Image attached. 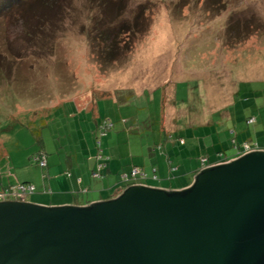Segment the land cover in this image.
<instances>
[{"label": "rangeland", "instance_id": "374dc122", "mask_svg": "<svg viewBox=\"0 0 264 264\" xmlns=\"http://www.w3.org/2000/svg\"><path fill=\"white\" fill-rule=\"evenodd\" d=\"M18 4L0 14V190L89 176L100 149L136 162L162 132L180 133L187 146L207 134L228 157L237 153L234 134L241 144L255 142L254 129L264 136V0H60L53 11ZM114 98L131 102L119 110ZM103 120L113 127L100 137ZM40 151L45 170L33 160Z\"/></svg>", "mask_w": 264, "mask_h": 264}, {"label": "water", "instance_id": "95a60500", "mask_svg": "<svg viewBox=\"0 0 264 264\" xmlns=\"http://www.w3.org/2000/svg\"><path fill=\"white\" fill-rule=\"evenodd\" d=\"M0 264H264V152L181 191L131 185L87 207L0 201Z\"/></svg>", "mask_w": 264, "mask_h": 264}, {"label": "crops", "instance_id": "0c3cea01", "mask_svg": "<svg viewBox=\"0 0 264 264\" xmlns=\"http://www.w3.org/2000/svg\"><path fill=\"white\" fill-rule=\"evenodd\" d=\"M113 101L115 105L118 106L119 110L126 108L131 102L130 100H127L120 103L115 98ZM96 103H93L94 106L97 105ZM85 112L86 114L93 116L94 110L91 108L90 110H85ZM88 112H91V114ZM247 119L248 118L245 120ZM102 122L103 121H101L96 128V132H99L100 134V126ZM232 132L233 131H231V133ZM215 135H217V139L222 143L223 137H220L217 131ZM170 136H172L171 138L173 140L169 138ZM207 136V134H204L199 137L197 141H193L191 145L187 146V140L184 139L180 133L177 134L176 132H173L172 134H169L162 132L160 142H158V144H154L151 148H146L141 154L142 158L136 162L134 161V156L132 154L130 156V161L126 160L125 162H123L121 157L118 158V160L115 159L114 162L112 156H107L108 158L106 159H108V166L103 171L102 179H93L91 174H89V176L87 174L78 175L76 178H73L72 176L68 178L60 176H54L49 179L42 178L34 180L33 183H28L34 186L35 191L34 194L26 195L27 197H25H29L28 203L41 206L87 207L92 204L108 201L117 197L119 193L129 185L126 184L121 177L129 174L130 170L134 167L141 168L142 172L147 175V179L148 177H154V173L157 179L153 180L154 183L149 185L146 183L142 184V180L135 181L132 183L133 185H143L165 191H181L187 189L193 184L195 176L202 168V164L200 162L201 158L207 157L209 160L212 159L213 156L215 157L216 153L226 151L222 148L220 151H217L214 144H210L209 141H207ZM233 136L234 137L231 138H235L238 143H241L239 142L238 133ZM100 137L103 136L100 135ZM259 137H261V142H264V136L262 137L261 135H258L257 129H254L253 133L249 137V141H257L258 143H261L258 140H254ZM177 138H182L183 144L178 143ZM116 143H118L117 138ZM158 146L161 147V150L156 149ZM211 146L213 147L211 148ZM98 151L102 155L103 151L101 149ZM111 151L116 152L115 150H112V148L110 149V153H112ZM93 169L94 168H92V170ZM153 169L155 172L152 171ZM115 172L117 173L116 177L112 178L111 175H114ZM118 175L119 178H117ZM16 184L13 181L5 184L1 187L0 193H3L6 188L9 189L11 186ZM115 184H120L118 187L119 191L116 190L113 192L112 187ZM45 189H49L48 193H44ZM117 191L118 193L115 195ZM4 200L11 201L8 197L4 198ZM23 201L25 202V200Z\"/></svg>", "mask_w": 264, "mask_h": 264}, {"label": "trees", "instance_id": "16d2710c", "mask_svg": "<svg viewBox=\"0 0 264 264\" xmlns=\"http://www.w3.org/2000/svg\"><path fill=\"white\" fill-rule=\"evenodd\" d=\"M59 1L60 0H0V14H1V12H2V10L4 9V7H7L6 5H10V4H14V3H19L18 5H23L22 3H40V4H43V3H47V5H45V8H44V10H46V11H53L58 5H59ZM124 3H119L118 5H117V7H115L116 8V10H120V8L122 7V5H123ZM46 14H48L47 12H45ZM106 35H107V37H105L106 39H108L109 40V51H108V54L110 55H112V52L113 51H115L116 49H117V36H118V31L117 30H115V31H110V32H108V33H106ZM254 122V119H251V118H248L247 119V123L250 125H252V123ZM103 123H104V120H103V122H102V124L101 125H103ZM110 123V122H109ZM101 127V126H100ZM112 127H113V125L111 126V127H109L108 128V131L106 132V134H108V132L112 129ZM105 134V135H106ZM172 136H170L169 138L171 139V140H173L172 138H171ZM231 137V136H230ZM232 137H234V136H232ZM36 140L38 141V142H40V144H42L41 143V140H40V137L39 136H37L36 135ZM177 142L178 143H180V144H183V139L182 138H177ZM98 144V145H97ZM96 145H97V147H99L100 146V144L99 143H97ZM244 144H247L248 145V147H250V148H252V147H254V146H256V147H262V146H264V142H261V143H258L257 141H255L254 143H250L249 144V142H244L243 144H241V143H238L237 141H236V139L235 140H233L232 141V145L234 146V148H236V151H237V153H233L234 155H236L235 157H237V156H239V155H242L243 153H244ZM156 149H158V150H161V147L160 146H158V147H156ZM102 150V149H101ZM40 154H43L44 156H46L42 151H40L37 155H36V157H38ZM35 157V158H36ZM100 157V159H96V163L94 164V169L91 171V177L93 178V179H95L94 177H93V173L95 172V170H96V168H97V166L99 165V164H102L103 163V165H105V168L101 171V177L100 178H98V179H102V177H103V171L107 168V166H108V164H107V162H108V159H106L107 157L103 154V152H102V155L101 156H99ZM235 157H228V155H226L225 154V152H218V153H216L215 154V157L213 156L212 157V159H207V157H203V158H201L200 159V162H201V160L202 159H205L206 161H207V163H222L223 161H227V160H229V159H232V158H235ZM35 158L33 159L34 160V162H35V164L39 167V169L40 170H45L46 168H47V161H46V167L45 168H41L39 165H38V163H36V161H35ZM46 158V157H45ZM218 158L220 159V161L218 160ZM134 168H136V169H139L140 171H141V173L145 176V179H147L146 177H147V175L146 174H144L143 172H142V169L141 168H137V167H134ZM134 168H132V169H134ZM131 169V170H132ZM131 170H130V172H131ZM153 172H155L154 171V169L152 170ZM130 175V173L129 174H127V176H129ZM69 177V176H68ZM130 177V176H129ZM43 178V177H42ZM122 178V177H121ZM43 179H45V178H43ZM145 179H142V178H138L137 180H145ZM153 179L154 180H156L157 178H156V176H155V173H154V177H153ZM122 181V180H121ZM18 185H22V186H32L33 187V191L32 192H30V193H27V195H32V194H34V191H35V188H34V186L33 185H31V184H28V183H26V184H23V183H20V184H16V185H14V186H11L9 189H5L4 191H3V193H0V196L1 195H5V194H10V190H11V188H13V187H15V186H18ZM123 187H125V186H123ZM4 200V198L3 199H1L0 198V201H3ZM5 201V200H4Z\"/></svg>", "mask_w": 264, "mask_h": 264}, {"label": "built area", "instance_id": "2783aa9c", "mask_svg": "<svg viewBox=\"0 0 264 264\" xmlns=\"http://www.w3.org/2000/svg\"><path fill=\"white\" fill-rule=\"evenodd\" d=\"M111 126L112 125L109 123V121H104L103 125H101V127H100V132H101L100 135L104 136L106 134V132L108 131V128L111 127ZM256 151L264 152V146H262V147L254 146V147L250 148V147H248L247 144H244V153L243 154H247V153H250V152H256ZM99 156H101V153L98 151V155L96 157L97 160L100 159ZM35 161H36V163H38V165L41 168H45L46 167V158H45V156L43 154H40L38 157H36ZM206 163H207V161L205 159L201 160L202 169L204 167L208 166L209 163H207V164ZM104 168H105V165H103V163L99 164L97 166L95 172L93 173V177L95 179L100 178L101 177V171ZM129 176L124 175L122 177V180L124 182H126V184H129L128 186L133 185L132 183L137 181L138 178H142V179L145 178V176L141 173V171L139 169H136V168L131 170ZM32 191H33V187L32 186L18 185V186H15V187L11 188L10 194L2 195V196H0V198L3 199V198H6V197H12L13 196V197L17 198L16 201H23L24 196L27 195V193H30Z\"/></svg>", "mask_w": 264, "mask_h": 264}, {"label": "clouds", "instance_id": "9594fccd", "mask_svg": "<svg viewBox=\"0 0 264 264\" xmlns=\"http://www.w3.org/2000/svg\"><path fill=\"white\" fill-rule=\"evenodd\" d=\"M242 155H244V154H242ZM239 156H240V155H239ZM212 164H214V163H212ZM217 165H218V164H217ZM200 170H202V168H201ZM200 170H199V171H200ZM130 186H131V185H130ZM127 187H129V186H127ZM127 187H126V188H127Z\"/></svg>", "mask_w": 264, "mask_h": 264}]
</instances>
